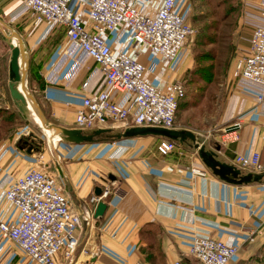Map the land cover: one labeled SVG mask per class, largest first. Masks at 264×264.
Returning a JSON list of instances; mask_svg holds the SVG:
<instances>
[{"label":"crops","instance_id":"obj_1","mask_svg":"<svg viewBox=\"0 0 264 264\" xmlns=\"http://www.w3.org/2000/svg\"><path fill=\"white\" fill-rule=\"evenodd\" d=\"M21 1L0 0V3L3 12L9 13L18 10ZM261 1L241 0L243 10L256 11ZM159 2L134 0L141 10L149 13L155 12ZM72 5L80 10L82 0H73ZM82 17L90 27V21L84 14ZM0 21L7 44L9 36H14L24 47L23 54L31 70L26 67L27 76H31L30 89L42 111L58 124L76 126L75 112L80 107L82 96L97 88L102 81L98 66L89 57H83L78 49L71 55L65 54L68 41L63 26L50 28L45 20L34 23L25 12L13 22L1 18ZM245 21L247 30L240 35L237 44L240 52L248 46L252 28L251 20L245 18ZM107 42L113 49L130 53L137 49L129 32L123 29L111 32ZM141 59L156 62L154 70L146 74L164 89L190 64L186 53L172 63L158 59L149 51H143ZM232 78L234 83L223 120L240 113L243 119L223 125L227 133L222 138L228 137L229 141L220 140V134L210 135L203 128L175 120L172 127L191 129L196 139L205 142L207 147L213 148V143L217 142L219 148L215 150L222 160L235 163L236 153H247L255 148L263 161L261 103L251 91L239 87L233 75ZM8 94L14 101L9 89L8 68L4 83L0 64V101L5 100ZM234 124L236 128L227 129ZM98 126L117 131L127 125L108 122ZM29 138V145L14 146L9 138L0 137V192L7 185V177L37 166L36 154L45 152L37 134ZM159 138L151 134L122 137L113 142L103 157L91 158L88 153L97 140L74 143L61 139L53 145L46 137L47 146L52 145L54 149L49 158L56 165V174L64 182L70 208L80 216L75 230L79 242L70 262L171 264L180 258L184 264H195L188 246L197 229L208 230L213 236L238 245V252L229 264L264 261V182L228 183L214 175L201 161L196 149L187 143L175 140L176 148L166 154L159 153L156 149ZM99 142V148H104L106 143ZM92 165L113 174L114 178L96 180L90 174ZM193 167L204 170V174L193 172ZM240 168L243 172L253 170ZM96 186L106 189V194H96ZM99 200H103L106 206L103 213L96 216L94 211ZM15 214V208L0 198V218L12 220ZM0 264L37 263L0 235Z\"/></svg>","mask_w":264,"mask_h":264},{"label":"built area","instance_id":"obj_2","mask_svg":"<svg viewBox=\"0 0 264 264\" xmlns=\"http://www.w3.org/2000/svg\"><path fill=\"white\" fill-rule=\"evenodd\" d=\"M72 1L22 0L19 12L28 13L34 23L45 20L50 28L63 26L68 41L65 54L78 49L98 66L102 81L82 96L75 112L76 126L89 130L121 122L127 126L172 127L178 101L185 95L184 84L174 78L167 88L159 86L146 74L154 70L156 62H145L141 57L143 51H149L169 63L176 59L193 31L182 6L187 0H160L154 13L141 10L134 0H82L80 10ZM243 16L251 20L252 28L248 46L233 59L231 73L237 85L251 91L261 103L259 116L264 123V0L256 11L244 9ZM119 29L129 32L137 47L135 52L113 49L108 44V35ZM176 146L175 140L166 137L156 143L161 154ZM35 160L42 163L43 152H38ZM234 161L240 167L264 170V160L255 148L236 153ZM192 170L204 174L202 169ZM6 182L0 198L13 206L16 214L12 220L0 218V235L37 264H74L70 261L79 242L75 230L80 216L71 210L68 194L56 176L37 165L7 177ZM106 191L103 189L99 196ZM238 249L236 243L205 229L195 230L188 246L195 264H229ZM171 264L184 263L177 258Z\"/></svg>","mask_w":264,"mask_h":264},{"label":"rangeland","instance_id":"obj_3","mask_svg":"<svg viewBox=\"0 0 264 264\" xmlns=\"http://www.w3.org/2000/svg\"><path fill=\"white\" fill-rule=\"evenodd\" d=\"M182 6L185 18L191 23L193 31L188 36L178 55L181 56L183 53H186L189 57L190 64L176 77L183 82L185 95L180 100L179 106L176 109L174 120L199 129L203 128L210 135L220 134V140L229 141L228 137L224 136L222 138V136L227 133L225 129H223V125L243 119L241 117L242 113H240L223 120V114L228 104V97L231 95L234 83L231 65L235 55L241 51L237 46L241 39L240 35L244 34L247 30V24L243 17L241 0H187ZM19 9L20 8L15 11L12 10L9 13H4L0 3V18L8 19L10 22H13L16 17L22 14L19 12ZM208 22H211L216 28L217 40L214 43L198 45V34H200V32L206 33L211 31L205 28ZM0 25L2 26L1 21ZM5 29L9 30L10 28ZM210 49L215 51V57L213 60L214 67L211 71H207L210 74L208 75V73L205 72H198L195 66L197 63V52ZM9 55L10 48L0 28V64L4 75V83L7 78ZM174 61L175 60L172 62ZM200 62L203 64L210 63L207 59L201 60ZM27 68L28 71H31L29 66ZM208 76H210V78H208ZM30 82L31 76L30 78L27 76L28 93L32 94ZM35 100L37 101V99ZM1 104L5 112L0 114V137H3L5 140L9 138L14 146H21L29 145V143L24 144L22 142L24 138H31V135L34 133L37 134L40 137L38 141L45 147L43 162H37V165H41L45 170L52 172L56 176L57 181L64 186V182L59 178L58 174H56L55 163L49 158L50 155L52 156V150L54 149L52 145H50L51 147L49 146L50 148L47 146L45 129L39 118L35 120L36 115L33 110L30 108L25 112L20 111L16 102L12 100L9 94L6 96L5 100L1 101ZM43 113L50 122H54L47 113L44 111ZM8 117L9 120H7ZM96 139L97 142H94L96 143L94 146L96 148L94 149L93 145H91L92 150L88 153L91 154V158L103 157L110 150L113 142L118 140H112L110 138L100 140L101 138L99 136ZM99 141H104V143H106L104 146L108 148H99L101 145L97 144L100 143ZM89 169L91 171L90 174H92L96 180L109 179V174L101 167L92 165ZM249 264H264V261L258 260L250 262Z\"/></svg>","mask_w":264,"mask_h":264},{"label":"water","instance_id":"obj_4","mask_svg":"<svg viewBox=\"0 0 264 264\" xmlns=\"http://www.w3.org/2000/svg\"><path fill=\"white\" fill-rule=\"evenodd\" d=\"M16 35V34H15ZM23 45L21 41L18 44L10 46V56L8 62V78H9V89L10 94L13 97L18 109L22 112L27 110V98L25 93L19 89V83L24 82V87L27 90V96L32 98L38 116L41 118L42 124L49 129L57 130L61 138L68 142L80 143L97 140L96 138L101 134H105V138L112 140L120 139L122 137H129L133 135H146L151 134L159 137H166L178 141L179 143H187L196 149L198 156L206 167L210 171L218 176L220 179L233 184L249 183V182H264V170L253 171L249 170L243 172L242 169L235 163H231L222 160L218 157L215 149L219 148L217 142L213 143V148L207 147L205 142L196 139L195 133L185 127H165L160 125H128L123 129L117 131H111L110 127L98 126L89 130H84L77 126H64L54 122H50L46 115H44L38 102L35 100L33 94L28 93L27 87V61L26 67L21 70L18 58L23 53ZM236 128V124L230 125L227 129ZM104 138V139H105ZM189 140V141H188ZM109 178H114L113 174L108 175ZM101 188L95 187V193L100 194ZM106 203L103 200H99L94 214L101 215L104 211Z\"/></svg>","mask_w":264,"mask_h":264},{"label":"trees","instance_id":"obj_5","mask_svg":"<svg viewBox=\"0 0 264 264\" xmlns=\"http://www.w3.org/2000/svg\"><path fill=\"white\" fill-rule=\"evenodd\" d=\"M205 28H208L211 31L206 32V33L200 32V34H198V36H197V44L198 45H205L207 43H214L217 40L216 39V37H217L216 36V28L213 26V24L211 22H208V23H206ZM214 57H215V51L212 50V49L198 51L197 52V57H196L197 58V63H196V66H195L197 71L198 72H203V73L205 72V73H208V75H210L209 72H207V71H209V70L211 71L213 69V67H214V64H213ZM205 59L209 60L210 63L203 64V63L200 62L201 60H205ZM208 78H210V76H208ZM179 103H180V100L178 101L177 107L179 106ZM3 112H5V109H4L3 106L0 105V114H2ZM7 120H9V117H8ZM99 137L101 138L100 140H102V139L105 138V134H101ZM27 140L28 139L26 137V138H24L22 140V142L25 144V143H27Z\"/></svg>","mask_w":264,"mask_h":264},{"label":"bare ground","instance_id":"obj_6","mask_svg":"<svg viewBox=\"0 0 264 264\" xmlns=\"http://www.w3.org/2000/svg\"><path fill=\"white\" fill-rule=\"evenodd\" d=\"M14 44H18L17 38L14 37V36H9L8 46L10 47L11 45H14ZM18 61L20 63L21 70H23L26 67V55H24L23 53L20 54V56L18 58ZM19 89L22 90L25 93V95H26V98H27V109L29 110L31 108L33 110V112L35 113V115H36L35 116V120H38V118H39V120L41 121V118L38 116V114L36 112V106H35V103H34L33 99L27 96V90L24 87V82H20L19 83ZM41 124H42V121H41ZM43 127L45 129V135H46V137L48 138V140L50 141L51 144L55 145L57 143V141L62 139L60 133L57 130L49 129V128H47L44 125H43Z\"/></svg>","mask_w":264,"mask_h":264}]
</instances>
